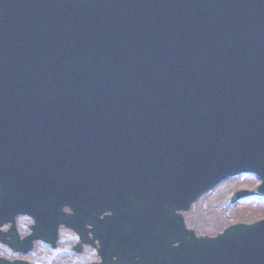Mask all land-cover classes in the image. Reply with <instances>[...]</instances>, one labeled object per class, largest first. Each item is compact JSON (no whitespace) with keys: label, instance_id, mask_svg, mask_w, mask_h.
<instances>
[{"label":"water","instance_id":"95a60500","mask_svg":"<svg viewBox=\"0 0 264 264\" xmlns=\"http://www.w3.org/2000/svg\"><path fill=\"white\" fill-rule=\"evenodd\" d=\"M240 174L262 183L233 202L264 196V0H0V226L13 223L0 240L13 250L41 237L47 199L100 214L121 187L153 203L134 212L138 264H264V219L190 230L178 247L165 236L163 205L189 209ZM19 214L37 221L23 241Z\"/></svg>","mask_w":264,"mask_h":264},{"label":"flooded vegetation","instance_id":"af4514ba","mask_svg":"<svg viewBox=\"0 0 264 264\" xmlns=\"http://www.w3.org/2000/svg\"><path fill=\"white\" fill-rule=\"evenodd\" d=\"M117 185L121 186L122 183L118 182ZM121 189L120 187L115 201L105 206L100 214H96L92 199L77 203V210L73 205L58 200V197L47 199L46 206L52 209L38 217L41 237L33 240L32 248L25 254L30 255L28 257L31 262L6 259L23 260L31 264L32 258L40 254L45 264H138L143 231L134 212L153 203L145 201L142 196L125 194ZM201 200L202 198L186 210L172 211L171 207L163 205L169 213L167 219L171 224L165 236L174 239L173 247H178L182 241L189 239L187 231L194 229L199 236L197 228L192 227L191 211ZM81 203L89 207L85 214H80ZM15 219V227L21 240L32 236L37 227L36 218L29 214H19ZM12 225L9 222L0 226L1 234L9 232ZM4 246L3 243L0 244V251Z\"/></svg>","mask_w":264,"mask_h":264},{"label":"rangeland","instance_id":"374dc122","mask_svg":"<svg viewBox=\"0 0 264 264\" xmlns=\"http://www.w3.org/2000/svg\"><path fill=\"white\" fill-rule=\"evenodd\" d=\"M259 183L260 181L253 176H238L222 183L205 195L201 202L192 209V227L197 228L199 235L215 236L232 224L252 223L264 219V198L248 199L245 197L233 202L237 191L256 189ZM38 249L41 248L38 247ZM0 256L31 262L28 257L30 255L15 254L6 246L0 251ZM32 260L31 264H45L40 254L35 255ZM73 264L84 263L73 262Z\"/></svg>","mask_w":264,"mask_h":264}]
</instances>
